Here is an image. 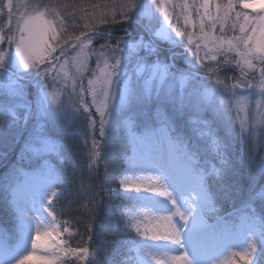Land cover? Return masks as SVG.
Masks as SVG:
<instances>
[{
    "label": "snow or ice",
    "instance_id": "1",
    "mask_svg": "<svg viewBox=\"0 0 264 264\" xmlns=\"http://www.w3.org/2000/svg\"><path fill=\"white\" fill-rule=\"evenodd\" d=\"M27 7L15 30L0 29V91L5 97L0 138L16 128L24 140L18 159L0 177V192L19 233L15 264L35 256L42 237L47 243L40 258L50 264H122L113 258L119 241L106 242L101 260L88 246L72 247L71 220L60 221L55 212L63 203L68 210L94 216L95 202L105 195L113 231L121 226L135 230V264H215L230 247L242 245L247 247L225 264L248 256L264 264V99L256 102L252 120L240 115L251 103L249 95L258 91L264 98V16L250 15V0H111L91 5L100 10L90 14L81 9L82 24L75 23L74 11L59 10L66 4ZM13 8L12 0L0 3L9 22ZM123 23L136 25L138 35L126 31L125 39L98 31L99 25ZM97 38L105 43L94 49ZM185 40L193 59L185 56L186 66L177 67L175 48L185 46ZM92 56L96 69L86 77ZM229 64L240 70L233 83L224 67ZM249 70L259 72L257 84L248 78ZM120 129L126 133L120 157L109 160L96 135L106 145ZM80 137L87 149L84 161L72 151V141ZM237 141L239 151L233 146ZM206 152L215 161L211 167L200 164ZM51 154L65 167H53ZM25 159L35 163L30 172L22 166ZM113 183L124 191L112 188ZM237 199L242 204L239 226L219 215L218 207ZM113 200L120 201L117 208L123 206L118 215L111 211ZM209 214L217 221L211 246H198L194 238L207 234Z\"/></svg>",
    "mask_w": 264,
    "mask_h": 264
},
{
    "label": "trees",
    "instance_id": "2",
    "mask_svg": "<svg viewBox=\"0 0 264 264\" xmlns=\"http://www.w3.org/2000/svg\"><path fill=\"white\" fill-rule=\"evenodd\" d=\"M99 32H111L114 37H125L126 31L132 34V31H138V28L136 25L130 23H123V27H121L120 24H107L104 26H100L98 29ZM102 39V38H101ZM113 42H115L113 40ZM162 51L165 54H168V46H161ZM182 48L177 47L175 48V51L180 54V57L184 55V50H181ZM179 57V58H180ZM178 58V59H179ZM158 127V125H157ZM18 134V135H17ZM126 135L125 130L120 129L117 132L113 133L108 139L107 144L105 145L104 140L97 138L98 141H100L102 145V151L106 152L107 157L109 160L112 159H118L120 157L122 144L124 136ZM19 136V131L16 128H12L8 131L7 136L0 138V177H2L5 172L8 170L9 166L17 160V154L20 152V146L21 141L17 143V139ZM13 137H15L13 139ZM63 143L64 141H60ZM72 143L76 145L72 149V151L76 154V159L78 161H84L86 159L87 155V149L84 147V139L80 137L78 140H73ZM91 147V141H88V148ZM242 147H236V150L239 151ZM7 156L6 159L3 157ZM205 161H207V164H205ZM214 163L215 161L212 158L211 152H206L200 159L201 166H209V164ZM50 163L53 165V167L56 168H62L65 167V165L57 159L55 156H50ZM24 168L32 169L35 166L34 162H29L27 159L23 162L22 165ZM100 173L101 177H103V164L100 166ZM112 188L116 189L117 191H120L117 183H113ZM3 193L0 192V224L3 225V228L5 229L6 236L5 245L7 247L14 246V243L18 240V237L15 235V225L12 219L10 218V214L8 213L7 209L3 206V199H2ZM108 197L105 195L103 197V200H97L95 203L99 204V207L97 209V212L94 216H87L83 214L82 212L76 210L73 208L72 210H68L63 206V203L57 204L55 208V212L57 215V218L60 221L64 220H71V225L74 232V239L70 240L69 243L72 247L77 246H88L89 252H96L97 256L96 258L98 260H101L104 255V246L106 242L116 240L120 243L117 244L118 252L113 254L114 259H118L122 262V264H129V262L124 261L125 259L129 258V248L131 246V240L136 237L135 232L131 228L125 229L123 226L120 227L119 231L114 232V223L110 221L108 217ZM113 207L111 209L112 213L119 214L121 211V208H117L116 205L120 204V201L113 200L112 202ZM220 207L219 215L221 216H227L228 214L232 213L236 209H242V204L239 199H237L234 203H225L222 206L218 205ZM215 216V215H214ZM209 218V217H208ZM229 218V217H228ZM211 221H215V218H209ZM79 221V222H78ZM91 223L92 229L91 231L88 230V225ZM1 228V227H0ZM89 236L92 237V239H89ZM0 239H3L1 237V231H0ZM121 244L123 247H121ZM257 253L259 252V246L257 247ZM91 257H89L90 259ZM75 259V258H73ZM25 264H31L28 262H25ZM79 264V262H77ZM83 264H88V260H85ZM241 264H249L241 263Z\"/></svg>",
    "mask_w": 264,
    "mask_h": 264
},
{
    "label": "rangeland",
    "instance_id": "3",
    "mask_svg": "<svg viewBox=\"0 0 264 264\" xmlns=\"http://www.w3.org/2000/svg\"><path fill=\"white\" fill-rule=\"evenodd\" d=\"M7 0H0V3H6ZM14 8H13V14L11 17V21L9 22V17L7 15V9H4L2 12H0V29H3L5 32H7L8 28L11 27L13 30H15V26H16V22L18 17L27 12L30 11V9L27 7V5H36V4H44V3H50V4H56L57 6L61 5V4H66L68 5V7L65 8H59L60 11L62 12H75V23L78 24H82L83 21H81L79 18L84 15V11H81V9H84L87 11V13H91L93 11H99L100 9H93L91 7V5H104V4H111V0H12ZM226 2V0H225ZM250 2L253 4V7L251 9H248L247 11L250 13V15L256 16V15H261L264 16V12L260 11L261 7L264 6V0H250ZM189 3H191V0H189ZM75 5V8H73L72 6ZM172 10L171 6H170V11ZM176 12H179V8L175 9ZM195 18V16H194ZM174 23H175V19H174ZM181 26H183V20L180 21ZM100 26H104V25H99ZM98 28V29H99ZM70 31H73V29L70 28ZM77 31L78 34V29L75 30ZM234 33H232L231 31L227 32V35H233ZM138 35V31H132L131 36L132 37H136ZM217 35H219V26H217ZM146 38V37H145ZM128 39V38H127ZM105 43V39H101V38H97L96 40H94L92 47L94 49H99L100 45ZM112 43H115L112 41ZM187 41L185 40V46H182L180 48H182L181 50H184V55H182L177 61V67H184L186 66V61L184 59L185 56H187L189 59H193L192 57V52L188 51L187 47ZM167 46V45H162ZM3 47H7V45H3ZM194 49V46H193ZM14 51V49H12ZM58 55V52H57ZM72 55H74V53L72 51H68V56L71 57ZM229 55L231 56L232 54L229 53ZM201 56H203V52H201ZM63 60V58H61ZM255 63V61H254ZM89 72L85 73L86 77L91 76L92 71H94L96 69V57L92 56L89 60ZM227 69L226 75L229 78V83H233L235 81L236 78L240 77V70L238 68H236V66L234 64H229V65H225L224 66ZM134 68V66H130V69ZM221 78H224V75L222 74ZM248 78L250 80H252L253 84H257L259 82V72L258 71H252L249 70V75ZM87 84V80L85 79V85ZM237 92H241L244 93L246 95L250 94L251 90L250 89H237ZM225 99H228V97H225ZM249 99L251 101L250 104H248L245 108L244 111H242L240 113L241 117H244L245 115H247V118L249 120H252V118L255 116L256 114V102L264 99L261 98L258 94L256 95H249ZM235 100V98H233V101ZM5 102V97H4V93L2 91H0V104ZM17 111L19 112H23V109H18ZM237 115L236 110L234 109L232 112V116L235 117ZM21 125H23L25 122L23 120L20 121ZM36 121L30 120L27 123V127L29 129H31L34 125H35ZM239 122L237 121V124ZM159 126V125H158ZM19 131V130H18ZM18 135V134H17ZM26 135V133H25ZM17 143H19V141L24 142L23 137L19 134V136H17ZM83 138V137H82ZM100 138L98 133L96 135V139ZM84 139V138H83ZM101 139V138H100ZM88 141H91V137H89ZM234 148L236 149V147H242L241 144L237 141L234 143ZM160 148L163 152H167V144L166 143H162L160 145ZM245 151L247 150L246 148L244 149ZM262 151H264V149H261ZM18 157V154L16 155ZM146 175V174H145ZM133 182H138L136 180L135 177H132ZM120 191H124V189L119 188ZM130 194L132 196H136L137 194L135 193L134 190H131ZM2 199H3V206L7 209L8 213L10 214V218L12 219V221L14 222L15 225V219L13 216V213L10 211L9 207H8V203L6 201L5 195H2ZM127 204L128 207H131V201H126L125 202ZM121 206V210H122ZM208 217L210 218H215L214 215L209 214L205 219H206V224L208 226L207 229V234L204 235H200L194 238V243L197 244L198 246H203V247H210L211 246V231L214 227L213 225H210L208 223ZM50 219V218H49ZM237 226L240 225V222L236 224ZM132 229V228H131ZM134 232L135 230L132 229ZM15 236L18 237V240L14 243V247L7 253L5 254L3 251H0V264H15V260L12 258L13 257V249L15 248L16 244L19 241V233L16 231V227H15ZM136 234V233H135ZM47 243L46 238L42 237L41 240L38 242L39 245V250L37 251V254L35 256H32L30 259H28L25 262L31 263V264H50L49 261L43 260L40 258V256L43 254V246ZM247 247V245H242V246H233L230 247L226 252H224L222 255H219L217 258V261L215 262V264H225V262L227 260H231L232 254L236 253V252H241L243 251L245 248ZM29 249H30V245H29ZM177 253H181L182 250L177 249L176 250ZM129 258L125 259L124 261L126 262H132V264H135V260L137 257V254L135 252V250L133 249V246L131 245L129 248ZM238 258V257H237ZM239 259V258H238ZM255 257L254 256H248L246 259H239L240 261H244L246 260L249 264H254L255 261Z\"/></svg>",
    "mask_w": 264,
    "mask_h": 264
}]
</instances>
